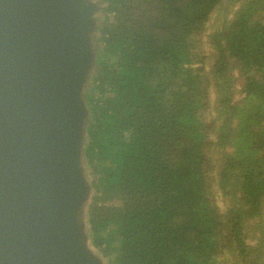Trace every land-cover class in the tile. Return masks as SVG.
<instances>
[{
  "label": "trees",
  "instance_id": "16d2710c",
  "mask_svg": "<svg viewBox=\"0 0 264 264\" xmlns=\"http://www.w3.org/2000/svg\"><path fill=\"white\" fill-rule=\"evenodd\" d=\"M98 18L91 243L112 264H264V0H101Z\"/></svg>",
  "mask_w": 264,
  "mask_h": 264
},
{
  "label": "water",
  "instance_id": "95a60500",
  "mask_svg": "<svg viewBox=\"0 0 264 264\" xmlns=\"http://www.w3.org/2000/svg\"><path fill=\"white\" fill-rule=\"evenodd\" d=\"M85 21L73 0H0V264H94L67 221Z\"/></svg>",
  "mask_w": 264,
  "mask_h": 264
},
{
  "label": "rangeland",
  "instance_id": "374dc122",
  "mask_svg": "<svg viewBox=\"0 0 264 264\" xmlns=\"http://www.w3.org/2000/svg\"><path fill=\"white\" fill-rule=\"evenodd\" d=\"M76 7L86 13V21L81 29V41H82V53L83 63L81 71L77 80V96L84 93V88L87 87L92 77V72L96 64V35L97 27L99 23V15L101 9V0H73ZM201 36V35H200ZM206 119H209V110L205 111ZM83 119H80L75 128L74 137V171L79 178L83 194L78 203H76L67 214V221L73 228L79 243L81 244L84 251L94 264H112L113 252L109 255H104L97 247L91 243L89 235V224H88V207L91 201V196L94 193V189L91 186V177L87 171V165L83 156L84 143L82 140L83 131ZM210 131H207L208 139L210 138ZM213 174V173H211ZM214 205L219 209L223 208L221 205L220 198L213 200ZM223 239H221V242ZM225 246L219 250V257L222 263L226 262Z\"/></svg>",
  "mask_w": 264,
  "mask_h": 264
}]
</instances>
